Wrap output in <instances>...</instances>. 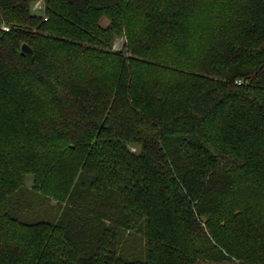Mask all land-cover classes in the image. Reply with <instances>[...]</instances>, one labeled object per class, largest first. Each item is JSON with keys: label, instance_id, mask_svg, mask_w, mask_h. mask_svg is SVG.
Instances as JSON below:
<instances>
[{"label": "trees", "instance_id": "obj_1", "mask_svg": "<svg viewBox=\"0 0 264 264\" xmlns=\"http://www.w3.org/2000/svg\"><path fill=\"white\" fill-rule=\"evenodd\" d=\"M0 264H264V0H0Z\"/></svg>", "mask_w": 264, "mask_h": 264}, {"label": "rangeland", "instance_id": "obj_2", "mask_svg": "<svg viewBox=\"0 0 264 264\" xmlns=\"http://www.w3.org/2000/svg\"><path fill=\"white\" fill-rule=\"evenodd\" d=\"M40 6V7H39ZM41 8V4H38L37 8ZM125 40L118 39L115 41L114 49L117 51L123 50ZM34 185V180L32 176H28L26 179L25 188L20 193V197L23 202H26V207L29 205V208L32 209L29 211L31 214L41 215L45 219H49L51 217H55L58 213L57 203L55 201H50L44 204L42 198L36 193L32 192V187ZM44 205L43 207H41ZM28 208V207H27ZM54 209V210H53ZM34 211V212H33ZM52 211V213H50Z\"/></svg>", "mask_w": 264, "mask_h": 264}, {"label": "water", "instance_id": "obj_3", "mask_svg": "<svg viewBox=\"0 0 264 264\" xmlns=\"http://www.w3.org/2000/svg\"><path fill=\"white\" fill-rule=\"evenodd\" d=\"M22 51L24 54H27V55H32V50L30 49V47L28 45H23L22 47Z\"/></svg>", "mask_w": 264, "mask_h": 264}, {"label": "built area", "instance_id": "obj_4", "mask_svg": "<svg viewBox=\"0 0 264 264\" xmlns=\"http://www.w3.org/2000/svg\"><path fill=\"white\" fill-rule=\"evenodd\" d=\"M37 6H38V5H37ZM39 7H40V6H39ZM39 7H38V8H39ZM5 29L8 30L7 28H5Z\"/></svg>", "mask_w": 264, "mask_h": 264}]
</instances>
